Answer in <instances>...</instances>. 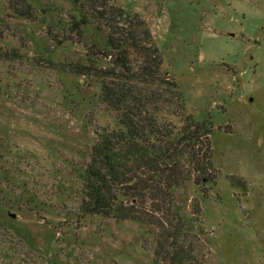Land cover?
<instances>
[{
	"label": "rangeland",
	"instance_id": "rangeland-1",
	"mask_svg": "<svg viewBox=\"0 0 264 264\" xmlns=\"http://www.w3.org/2000/svg\"><path fill=\"white\" fill-rule=\"evenodd\" d=\"M112 1L147 21L185 96L166 122L212 124L209 179L169 204L183 246L195 264H264V0ZM73 13L71 0H0V264H160L149 225L81 212L97 131L118 125L102 78L59 69L88 62L78 36L61 35ZM143 202L130 206L146 221L176 218Z\"/></svg>",
	"mask_w": 264,
	"mask_h": 264
},
{
	"label": "trees",
	"instance_id": "trees-1",
	"mask_svg": "<svg viewBox=\"0 0 264 264\" xmlns=\"http://www.w3.org/2000/svg\"><path fill=\"white\" fill-rule=\"evenodd\" d=\"M71 3L74 13L61 35L64 41L77 35L88 49V62H64L59 69L102 78L101 99L118 125L97 131L84 169L81 212L149 225L158 238L156 254L161 259L155 263L195 264L193 245L183 246L188 235L185 222L169 204L182 183L204 180L205 175L209 179L208 172L214 169L212 124L192 115L185 117L180 130L166 122L169 112L183 113L185 96L163 70V56L140 13H130L112 0ZM6 58L8 54L0 51V59ZM100 60L111 64L100 65ZM147 200L176 218L146 221L130 205L141 207Z\"/></svg>",
	"mask_w": 264,
	"mask_h": 264
}]
</instances>
